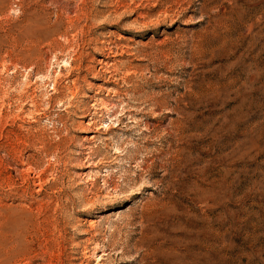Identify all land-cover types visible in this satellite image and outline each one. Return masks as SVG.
I'll return each mask as SVG.
<instances>
[{
	"label": "rangeland",
	"instance_id": "obj_1",
	"mask_svg": "<svg viewBox=\"0 0 264 264\" xmlns=\"http://www.w3.org/2000/svg\"><path fill=\"white\" fill-rule=\"evenodd\" d=\"M0 264H264V0H0Z\"/></svg>",
	"mask_w": 264,
	"mask_h": 264
},
{
	"label": "bare ground",
	"instance_id": "obj_2",
	"mask_svg": "<svg viewBox=\"0 0 264 264\" xmlns=\"http://www.w3.org/2000/svg\"><path fill=\"white\" fill-rule=\"evenodd\" d=\"M14 147V146H13ZM14 159V158H13ZM7 180H10V177L7 178Z\"/></svg>",
	"mask_w": 264,
	"mask_h": 264
}]
</instances>
